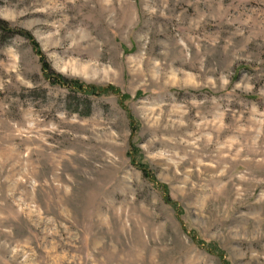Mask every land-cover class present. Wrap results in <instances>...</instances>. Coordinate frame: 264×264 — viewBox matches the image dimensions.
Returning a JSON list of instances; mask_svg holds the SVG:
<instances>
[{"label": "rangeland", "instance_id": "374dc122", "mask_svg": "<svg viewBox=\"0 0 264 264\" xmlns=\"http://www.w3.org/2000/svg\"><path fill=\"white\" fill-rule=\"evenodd\" d=\"M2 23L0 264H264V0H0Z\"/></svg>", "mask_w": 264, "mask_h": 264}, {"label": "trees", "instance_id": "16d2710c", "mask_svg": "<svg viewBox=\"0 0 264 264\" xmlns=\"http://www.w3.org/2000/svg\"><path fill=\"white\" fill-rule=\"evenodd\" d=\"M0 28L1 29L3 28L6 30L8 27H7L6 23H2V24H0ZM8 30H9V28H8ZM20 34H22L23 36H26L28 39H30L31 42L33 43V46L35 48H37V51L41 54L42 70H43L45 76L50 81L55 82V83H59V84L69 85V86H71L72 89H74L76 91H85V92H88L90 94H96L98 92L94 85L85 84L84 82H82L81 80H79L77 78H68V77L64 76L63 74L54 71L51 68V66L49 65V63L47 62V60L45 59L44 55L38 49L39 45L31 37V35L28 32L22 31V30L20 31Z\"/></svg>", "mask_w": 264, "mask_h": 264}]
</instances>
